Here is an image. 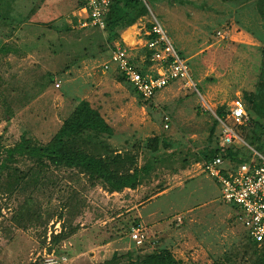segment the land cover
<instances>
[{
  "label": "rangeland",
  "instance_id": "374dc122",
  "mask_svg": "<svg viewBox=\"0 0 264 264\" xmlns=\"http://www.w3.org/2000/svg\"><path fill=\"white\" fill-rule=\"evenodd\" d=\"M143 1L147 12L137 26L159 20L187 59L195 89L173 83L142 101L118 78L113 63L101 66L114 39L97 36L95 26H67L73 0H0V46L7 49L0 51L2 146L21 133L47 141L72 106L85 99L110 125L105 138L114 148L134 152L137 165L150 163L134 198L152 195L138 209L126 210L127 201L119 202L100 183L51 164L32 187L19 190L0 179V264H40L51 248L66 253L62 264H107L112 254L127 263L160 246L168 247L179 264H250L233 203L220 197L199 163L207 148L220 143L215 108L228 107L235 96L245 107L242 92L263 89L264 15L254 0ZM163 113L170 118L167 127ZM237 131L238 140L228 147L248 155L253 144L246 122ZM150 141L155 149L147 146ZM16 164L25 169L29 162ZM133 219L145 235L140 244L129 236ZM59 228L71 232L51 243L47 235Z\"/></svg>",
  "mask_w": 264,
  "mask_h": 264
},
{
  "label": "trees",
  "instance_id": "16d2710c",
  "mask_svg": "<svg viewBox=\"0 0 264 264\" xmlns=\"http://www.w3.org/2000/svg\"><path fill=\"white\" fill-rule=\"evenodd\" d=\"M254 2L258 12L264 15V0H254ZM77 3L78 0H73L71 7ZM146 12V1L112 0L105 15L104 27L102 29L95 27L99 29L97 36L104 35L108 41L115 39L119 36L118 29L133 23ZM148 25L149 23H147ZM2 50L7 49L0 46V51ZM262 51L264 54V49ZM148 54L147 49V59ZM261 68L263 89L242 92L248 103L244 108L252 114L251 116L247 115V139L258 151H264V124L262 123L264 121V60ZM117 75L120 80L127 82L124 76L119 73ZM50 76L51 74H46L47 79H50ZM40 83L41 86L45 85L43 81ZM148 100L149 98L142 101ZM224 112L225 106L223 104L215 108L217 116ZM110 128L109 124L95 108L89 105L87 100L79 99L68 114L61 119L60 124L47 141L37 142L21 133L20 137L10 145L2 146L0 143V179L7 178L6 184L19 190L24 189L26 185L32 187L38 181L40 182L38 174L45 172L51 164L74 168L77 172L86 175L91 184L98 182L109 191L121 190L125 186L135 187L141 182L143 174L151 168L150 163L143 162L141 165H137L134 152L114 148L105 138V135H110ZM147 146L151 149L156 147L154 141H150ZM215 153H220L232 164L246 159L245 156L239 155L235 148L223 147L220 144L207 148L202 154L204 157H209ZM21 159H26L29 162L25 169L16 164ZM66 201L68 206L69 200ZM35 214L37 217L39 216L38 211ZM46 215L48 216L47 213ZM19 216L21 217L20 213L15 217ZM137 224L138 222L133 220L128 227ZM69 232L71 231L62 228L55 232L51 231L49 240L51 243H58ZM245 236L243 250L245 253L249 251L250 264H264V239L257 241L250 239L246 234ZM127 256L129 257L130 253ZM105 261L107 264H179L180 262L179 258H176L166 246L136 254L132 259L129 258L127 263L117 262L114 254ZM211 264L222 263L221 261H213Z\"/></svg>",
  "mask_w": 264,
  "mask_h": 264
},
{
  "label": "built area",
  "instance_id": "2783aa9c",
  "mask_svg": "<svg viewBox=\"0 0 264 264\" xmlns=\"http://www.w3.org/2000/svg\"><path fill=\"white\" fill-rule=\"evenodd\" d=\"M111 1L78 0L67 14L71 26H95L102 29ZM140 29L145 35L142 45L149 51L146 66L135 64L120 40L112 44L108 58L101 66L108 69L110 63H113L114 70L124 76L142 100L154 96L163 87L173 83L195 89L196 82L187 59L174 47L159 20L153 19L148 26L141 24ZM215 32L223 36L220 30ZM54 84L58 85V82L55 81ZM215 117L219 144L223 147L231 146L238 140L237 127L247 122V114L240 97L232 98L225 112ZM161 120L162 126L167 127L169 115L163 113ZM244 156L245 160L232 164L220 153H215L204 157L199 166L202 172L214 179L219 187L220 197L233 203L235 217L242 223L245 234L250 239L260 241L264 239V153L251 148V153ZM129 236L135 244H140L145 235L142 227L137 224L130 227ZM66 259L65 252L55 253L51 248L44 253L40 264H62Z\"/></svg>",
  "mask_w": 264,
  "mask_h": 264
},
{
  "label": "crops",
  "instance_id": "0c3cea01",
  "mask_svg": "<svg viewBox=\"0 0 264 264\" xmlns=\"http://www.w3.org/2000/svg\"><path fill=\"white\" fill-rule=\"evenodd\" d=\"M72 8V7H71ZM70 11V10H69ZM68 14V13H67ZM141 17V16H140ZM140 17H138L137 19H139ZM136 19V20H137ZM135 20V21H136ZM133 22V23H131V24H129V25H127V26H125V27H123V28H121V31L119 32V36L117 37V38H115L114 40H113V43L114 42H116L117 40H120L121 41V43L123 44V45H125V47H126V49H127V52H128V54H129V57H130V59L135 63V64H137L138 66H141V67H144V66H146L147 64H148V59L146 58V50H147V48L144 46V45H142V41H143V38L145 37V35L141 32V29H140V26H137V24L136 23H138V22ZM66 22V24H67V26H69V27H73V26H71V24H70V22H68V21H65ZM132 26H134V29H133V31H132V33H128V34H126L127 36L125 37L124 35L125 34H123V32L127 29V28H129V27H132ZM77 28V27H76ZM82 28H86V27H81V28H78V29H82ZM112 43V44H113ZM53 75V74H52ZM53 77H54V75H53ZM56 119L57 120H59L57 117H56ZM110 126V125H109ZM82 174V173H81ZM141 183V182H140ZM140 183H139V185H140ZM138 185V184H137ZM136 185V186H137ZM100 186H101V184H100ZM127 187V186H125V187H123L121 190H113V191H109V190H107V189H105L103 186H101V188H102V190L104 191V192H108V194L109 195H114L115 197H117V195H118V197H117V200L119 201V202H121L123 199H125L127 202V204H126V206H127V208H126V210L127 209H138V205L141 203V202H144L145 200H147L148 198H150L152 195H150V196H148V197H146L145 199H143V200H136L135 198H134V190H136L137 189V187ZM127 193V198H124L123 196H122V193ZM133 192V193H132ZM159 192H161V191H159ZM154 194H156V193H154ZM114 202V201H113ZM234 208V207H233ZM234 210V209H233ZM138 211V210H137ZM139 213V212H138ZM137 213V215H139ZM234 216H235V214H234ZM134 221H137V220H135V219H133Z\"/></svg>",
  "mask_w": 264,
  "mask_h": 264
},
{
  "label": "bare ground",
  "instance_id": "6f19581e",
  "mask_svg": "<svg viewBox=\"0 0 264 264\" xmlns=\"http://www.w3.org/2000/svg\"><path fill=\"white\" fill-rule=\"evenodd\" d=\"M127 36V35H126Z\"/></svg>",
  "mask_w": 264,
  "mask_h": 264
}]
</instances>
